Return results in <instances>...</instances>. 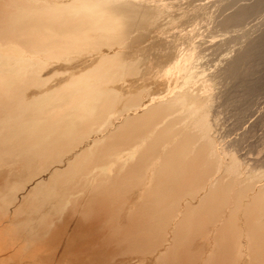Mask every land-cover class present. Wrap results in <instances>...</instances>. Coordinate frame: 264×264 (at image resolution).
I'll return each instance as SVG.
<instances>
[{
  "label": "bare ground",
  "instance_id": "6f19581e",
  "mask_svg": "<svg viewBox=\"0 0 264 264\" xmlns=\"http://www.w3.org/2000/svg\"><path fill=\"white\" fill-rule=\"evenodd\" d=\"M146 1L0 0L2 56H96L49 85L44 66L0 57V264H264V183L241 178L232 156L221 163L208 115L172 88L115 87L141 75L113 52L121 33L174 26L159 23L166 7ZM233 14L225 23L244 15ZM181 64L171 68L188 86L197 74ZM63 152L62 168L37 174Z\"/></svg>",
  "mask_w": 264,
  "mask_h": 264
},
{
  "label": "rangeland",
  "instance_id": "374dc122",
  "mask_svg": "<svg viewBox=\"0 0 264 264\" xmlns=\"http://www.w3.org/2000/svg\"><path fill=\"white\" fill-rule=\"evenodd\" d=\"M147 1L150 4L159 3L158 5L166 7L168 11L163 17L161 15L162 18L160 17L159 23L165 25L166 22L174 18V26L170 25L168 27V25H165L164 28L147 26L148 28L143 27L144 30L133 27V29H127V32L121 33V42L117 46L116 44L115 47L113 46V52H118L122 58L131 63L133 62L135 68L140 71L138 76L141 75L139 78L135 77L139 79V82L133 83L128 78L124 84L115 83V87L118 86L117 88L124 93L126 90V92H129L128 90L147 84L149 93L159 91L158 93L161 94L164 91L167 92V89L175 90L169 95L171 97L176 93H187L189 95L188 103L194 101L193 103L199 105L201 112L208 115L210 126H212L211 136L215 145H217L221 163L227 164L230 156L238 159L237 161L241 165L239 176L247 178L254 174L256 176L253 175L254 180L258 181V185H262L264 183V0H238V2L237 0ZM241 9L244 13L240 17L241 19L234 21L233 18L232 22L228 19L229 23L228 21L225 23L229 16ZM224 16L226 19L223 18ZM177 34L180 35L179 38L182 39L183 43H176V45L170 40V37ZM104 46L106 47V44L100 46V48L105 49ZM182 50L185 53L188 51L191 53L190 61L186 62L187 65L176 55L180 52L183 53ZM171 53L174 55L170 56ZM85 54L82 52L81 56L70 54L67 58H46L42 54L34 55L29 51L22 50L14 51L5 57L0 53V57L6 59L10 67L25 66L27 69H31L37 63L40 67L44 66L42 68L43 74L47 73L45 76L49 77L47 81L49 85L64 81L70 71H77L86 65L84 63L92 62L96 58L95 55H92V58L85 60L87 56L91 55H89V52H87L88 55ZM245 54L246 57L239 64L238 69L230 70V65L236 61L235 59ZM19 58H21V61H19ZM156 62L160 64L157 65L158 67L155 66ZM179 62L182 63L181 65L185 69L190 70L189 68H191L197 74L195 80L188 86L180 85L183 83L182 73L177 72L174 67L171 68ZM152 65H154L153 68L156 71L153 68L151 69ZM167 67L171 68L173 72H167ZM151 70H154L156 75ZM4 73L5 71L1 72V75H4ZM57 75L62 78L58 77L57 79ZM129 77L132 78L133 75ZM151 80L154 81L151 82L153 86L150 83ZM144 81H149L150 84H141ZM155 81L161 83L158 84ZM128 82L131 84L129 85ZM151 88H157L158 90H152ZM117 106L120 108V104ZM118 107L112 113V116L118 115ZM113 121L117 122L118 120L114 119ZM66 157H68L67 152H63L56 158H50L47 162L41 163L38 166L40 170L37 174L47 171L49 168H51L50 171H53L57 166L62 168V165H64L62 162ZM57 160L59 164L55 163ZM77 215V218L78 216L82 218L81 215ZM85 221L81 220L84 225L89 224L90 226L94 225L95 222L99 223L95 220L86 219ZM81 222L76 223L75 226L77 227L80 224L79 227H81ZM130 262V264H136L138 260L133 258Z\"/></svg>",
  "mask_w": 264,
  "mask_h": 264
}]
</instances>
